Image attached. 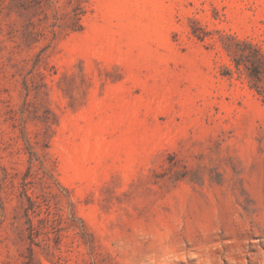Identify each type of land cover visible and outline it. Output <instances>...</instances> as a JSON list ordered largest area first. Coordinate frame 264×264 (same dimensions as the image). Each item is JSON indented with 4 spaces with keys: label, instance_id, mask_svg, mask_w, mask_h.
I'll return each instance as SVG.
<instances>
[{
    "label": "rangeland",
    "instance_id": "obj_1",
    "mask_svg": "<svg viewBox=\"0 0 264 264\" xmlns=\"http://www.w3.org/2000/svg\"><path fill=\"white\" fill-rule=\"evenodd\" d=\"M228 37L264 51V0H0V264H264Z\"/></svg>",
    "mask_w": 264,
    "mask_h": 264
},
{
    "label": "trees",
    "instance_id": "obj_2",
    "mask_svg": "<svg viewBox=\"0 0 264 264\" xmlns=\"http://www.w3.org/2000/svg\"><path fill=\"white\" fill-rule=\"evenodd\" d=\"M229 42L225 48L231 54V62L237 74L244 69L247 72L250 88L253 89L264 101V51L245 40H236L228 37ZM225 75H231L230 69L225 70Z\"/></svg>",
    "mask_w": 264,
    "mask_h": 264
}]
</instances>
